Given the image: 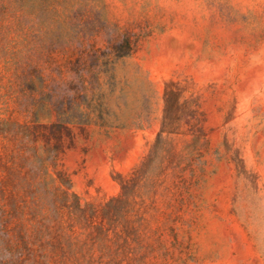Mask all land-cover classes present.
I'll return each mask as SVG.
<instances>
[{
    "label": "rangeland",
    "instance_id": "1",
    "mask_svg": "<svg viewBox=\"0 0 264 264\" xmlns=\"http://www.w3.org/2000/svg\"><path fill=\"white\" fill-rule=\"evenodd\" d=\"M0 264H264V0H0Z\"/></svg>",
    "mask_w": 264,
    "mask_h": 264
}]
</instances>
